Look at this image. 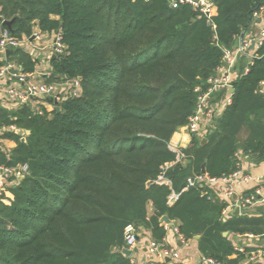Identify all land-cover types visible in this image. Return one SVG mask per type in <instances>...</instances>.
<instances>
[{
    "label": "trees",
    "instance_id": "16d2710c",
    "mask_svg": "<svg viewBox=\"0 0 264 264\" xmlns=\"http://www.w3.org/2000/svg\"><path fill=\"white\" fill-rule=\"evenodd\" d=\"M171 2L0 0V25L12 21L21 40L36 28L62 30L67 50L51 60L49 82L80 77L83 87L60 111L41 115L0 103V128L25 130L0 135L16 143L0 144V166L29 165L10 188V204L0 201V264H134L122 253L126 226L162 244L164 215L178 222L184 240L199 236L202 255L221 264H244L251 250L235 249L226 232L264 237V213L224 219L225 202L204 181L181 192L204 163L208 176L222 178L237 170L238 152L264 161V44L247 73L240 60L232 101L205 134L207 143L193 135L187 159L168 169L172 186L149 183L175 161L168 144L196 112L197 88L207 89L223 48L234 45L262 0H214L210 22L192 5ZM6 58L23 72L37 69L23 48ZM173 191L181 194L169 204Z\"/></svg>",
    "mask_w": 264,
    "mask_h": 264
},
{
    "label": "built area",
    "instance_id": "2783aa9c",
    "mask_svg": "<svg viewBox=\"0 0 264 264\" xmlns=\"http://www.w3.org/2000/svg\"><path fill=\"white\" fill-rule=\"evenodd\" d=\"M171 4L174 8L183 4H190L196 10L206 14L209 22L217 12L214 0H172ZM236 41L238 42L237 45L234 43L231 47L223 48L222 63L216 69L215 75L210 78L207 89L202 90V88H197L199 92L197 110L189 118L188 124L179 129L178 132L192 136L206 134L214 125L215 120L222 114L224 108L231 103L232 93H230V87L233 86V82L236 79V70H238L237 67L240 60L242 58L246 59L247 65L244 73H247L250 65H253L255 59L258 58V50L264 44V0L254 11L249 25L244 27L237 35ZM26 45V51L36 60L37 67L39 61L36 55L40 51L44 52L43 59L46 57V67L42 66L43 68L40 71L36 69L35 72L26 73L22 71L17 63L9 61L6 58L9 49L14 50ZM66 50L67 45L63 41L61 29L53 32H44L37 28L31 38L24 37L21 40L15 37L8 27L4 28L0 25L1 105L8 109L17 108L21 105H29L34 112L41 115L45 111L56 109L57 105L61 106V103L69 98L80 96L83 92L82 79L80 77H62L60 81L49 82L53 74L51 60L54 56L57 57L64 54ZM261 90L264 92V81L261 82ZM220 91H225V94L220 100H217L214 97ZM5 131H14L23 136L25 134V130H21L15 125L0 128V135ZM176 135L173 136L168 144L169 149L176 156L175 161L162 166L161 173L157 179L149 183L172 186V181L167 176L168 169L176 163L184 162L188 156L185 151L187 147L184 146L183 141L177 138ZM236 155L241 159L236 171L222 178L210 177L207 173L196 177H189L181 192L198 184V180L200 183L206 182L214 189L215 196L226 204L222 214L224 219L230 218L237 206H239L240 210H254L257 206H264L263 177L245 173L242 168V162L247 156L245 157L240 152ZM28 173L29 165L27 163L17 166L1 165L0 201L10 204L14 198L10 188L19 184ZM248 191L249 193H247ZM181 192L173 191L168 198V203H175L179 199ZM235 194L237 198H234ZM162 224L165 225L166 229L168 228V224ZM175 228L179 233L178 227ZM124 234L125 247L134 250L139 243V228L134 224H128ZM244 236L253 237L254 235L245 234ZM146 248L149 264H169L165 260L166 258L174 261L173 264H180L181 254L179 250L168 246L165 239L162 244L150 239L146 243ZM236 249L240 252H246V247L243 245ZM246 260L248 264H264V248L251 249L246 254ZM201 262L203 264H221L216 259L204 255L201 256Z\"/></svg>",
    "mask_w": 264,
    "mask_h": 264
},
{
    "label": "crops",
    "instance_id": "0c3cea01",
    "mask_svg": "<svg viewBox=\"0 0 264 264\" xmlns=\"http://www.w3.org/2000/svg\"><path fill=\"white\" fill-rule=\"evenodd\" d=\"M21 48H23L26 51L27 45ZM36 56L38 57V61H39L37 70L40 71L41 68L46 67V63H47V61L45 60L46 57L43 59L44 52H41V51ZM198 137H201L202 139L203 137H205V134H202L201 136H198ZM191 139H192V135L190 134L182 135V140H183V144L185 147H187L190 144ZM0 144L5 148L10 147V149L15 147L16 145L14 141L9 140V139H0ZM242 168L245 173H251L256 176H261L264 179V161L261 163H254V161H252L249 157H246L244 158L242 162ZM247 193H249V191ZM257 208L258 206L256 207V209L252 210L251 214H254L257 212L264 213V211L261 212ZM151 210H152V207H151ZM234 211L232 215H235ZM243 213H245V211L240 210L239 215ZM175 227H178V222L176 220H172V222L168 224V228L166 229L167 234L165 236V242L168 246H172L179 250L181 254L180 264H203L201 262L202 253L200 252L199 247H198L199 236H196L194 239H190L186 241L183 239L181 234H179L176 231ZM225 236H229V239L234 244L235 249L242 245L245 246L246 249L264 248V237L263 236L254 235L253 237H248V236H244L240 234L238 235V234H229V233ZM150 239H152L150 231L148 230H144L143 232L140 231L139 243L137 247L133 250V253L131 255V259L133 260L134 264H149L146 243ZM233 257H236V255H233ZM167 259L168 258H166L165 260L167 261ZM159 260L162 261L160 258ZM165 260L164 262H166ZM167 262L169 264L174 263V261L172 260H169ZM244 264H248L246 258H245Z\"/></svg>",
    "mask_w": 264,
    "mask_h": 264
},
{
    "label": "water",
    "instance_id": "95a60500",
    "mask_svg": "<svg viewBox=\"0 0 264 264\" xmlns=\"http://www.w3.org/2000/svg\"><path fill=\"white\" fill-rule=\"evenodd\" d=\"M3 25L7 26L9 29H11V26H12V21H9V20H3ZM235 44L237 45L238 42L236 41ZM8 54H11L13 53V50L12 49H9L7 51ZM55 58V56H54ZM235 90L234 86H231L230 87V93H233ZM56 110L57 111H60L61 110V106L60 105H57L56 106ZM253 119H254V116H253ZM27 133L29 134L30 131H27ZM23 140H25V138H23ZM208 141V139L206 137H203L202 140H201V144L204 145L206 144ZM207 173V168H206V163H204L202 165V174H206ZM198 184H200L201 187H203V184L200 183V181L198 180ZM234 198H237L236 194L234 196ZM259 211L263 212L264 211V207L263 206H259L257 208ZM234 214L235 215H239L240 214V208L239 206L236 207L235 211H234ZM161 222L162 223H165V224H170L172 222V220L168 217V215H164L161 217ZM228 233L226 232L224 235H227ZM138 240H140V237H138ZM122 253L125 255V257L127 258H130L132 253H133V250L130 249V248H127V247H124L122 249ZM170 259L168 258L167 261H169ZM257 264H262V263H257Z\"/></svg>",
    "mask_w": 264,
    "mask_h": 264
},
{
    "label": "rangeland",
    "instance_id": "374dc122",
    "mask_svg": "<svg viewBox=\"0 0 264 264\" xmlns=\"http://www.w3.org/2000/svg\"><path fill=\"white\" fill-rule=\"evenodd\" d=\"M214 98H217V95H216ZM182 135H183V134H182L181 132H178L176 136H177V138H179L181 141H183V140H182ZM5 141H6V140H5ZM7 149H10V147H7ZM244 211H245V213H248V214H251V212H252V210H246V209H244Z\"/></svg>",
    "mask_w": 264,
    "mask_h": 264
},
{
    "label": "bare ground",
    "instance_id": "6f19581e",
    "mask_svg": "<svg viewBox=\"0 0 264 264\" xmlns=\"http://www.w3.org/2000/svg\"><path fill=\"white\" fill-rule=\"evenodd\" d=\"M56 57V56H55ZM54 58V57H53ZM234 86V85H233ZM260 206H262V205H260ZM259 207V206H258ZM138 237H140V236H138ZM131 258V257H130Z\"/></svg>",
    "mask_w": 264,
    "mask_h": 264
}]
</instances>
